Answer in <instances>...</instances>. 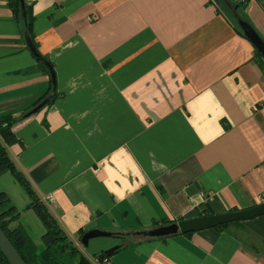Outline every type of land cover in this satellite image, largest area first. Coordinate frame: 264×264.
I'll use <instances>...</instances> for the list:
<instances>
[{
  "label": "crops",
  "instance_id": "crops-1",
  "mask_svg": "<svg viewBox=\"0 0 264 264\" xmlns=\"http://www.w3.org/2000/svg\"><path fill=\"white\" fill-rule=\"evenodd\" d=\"M29 1L56 96L13 125L7 150L70 240L92 261L115 248L106 264H264V214L137 235L264 201V73L229 0ZM245 14L264 38V0ZM26 39L0 0V116L32 111L49 88ZM29 202H14L10 225L38 243L44 229L20 221ZM91 229L110 235L83 245Z\"/></svg>",
  "mask_w": 264,
  "mask_h": 264
},
{
  "label": "trees",
  "instance_id": "trees-1",
  "mask_svg": "<svg viewBox=\"0 0 264 264\" xmlns=\"http://www.w3.org/2000/svg\"><path fill=\"white\" fill-rule=\"evenodd\" d=\"M228 2L229 3L225 4L220 1L221 9L222 11L224 10L227 17H229L228 19L233 24L236 32L246 38L237 21L241 20L251 26L245 14V6L248 0H229ZM23 3L24 8L22 10L20 0H7V5L10 8L15 21L23 27L25 35L29 42L33 45L35 52L40 55L37 51L35 35L32 28L34 21V15L32 12L33 1L23 0ZM261 38L264 41V38ZM41 57L49 62L48 58L44 56ZM254 57L264 73V59L256 49H254ZM38 63L40 67L45 70V72H48L43 63ZM49 64L51 66L50 62ZM49 77L50 83L47 92L33 102L32 108L40 104L43 100H46L44 106L51 104L56 96V94L53 93V95L49 97L52 90L50 73ZM33 112L34 111L25 112L18 117H13L11 115L0 116V174L9 171V173L19 183L21 188L26 192L30 198V202L27 207L34 210L37 217L42 222L44 231L40 235L39 242L35 243L20 227H12L10 225V222L17 220L19 212L5 191H0V227L26 264H97V262L99 264L104 257L108 258L110 254H107L103 258L97 259L96 261H92L90 258L85 256L70 240L67 233L61 228L46 205L39 199L38 195L32 189L28 179L16 168L14 162L9 156L7 146L18 141L12 131L13 125L22 121ZM227 225L228 223L219 225L214 227L213 230L222 229ZM0 264H10L1 250Z\"/></svg>",
  "mask_w": 264,
  "mask_h": 264
},
{
  "label": "water",
  "instance_id": "water-1",
  "mask_svg": "<svg viewBox=\"0 0 264 264\" xmlns=\"http://www.w3.org/2000/svg\"><path fill=\"white\" fill-rule=\"evenodd\" d=\"M21 8L23 10L24 3L23 0H20ZM238 25L241 28L242 32L246 36V38L252 43L253 47L260 53L262 58L264 59V41L259 36V34L247 23L238 20ZM27 46L30 52L34 55V57L43 63L50 75L52 81V90L49 94V97L53 95L55 90V78L52 71V68L46 60H44L40 55L35 52L33 45L26 39ZM46 100L42 101L36 107L32 109V111H36L39 109ZM191 188V187H190ZM264 214V201L254 206L239 209V210H231L225 211L221 213H214V214H204L192 218L182 219L178 222L162 224L156 227H153L149 230H142L137 232V235L142 236L144 238H163L168 236H173L179 233L186 234L191 233L199 230L204 229H211L217 227L222 224H227L231 222L237 221H244L253 219L257 216ZM110 235L109 232L101 231L97 229H91L84 232L80 238V242L83 245H87L89 239L97 236H108ZM115 248H111L108 250H104L102 253L98 254V259L103 258L105 255L110 254L114 251ZM0 250L8 260L10 264H26L22 257L20 256L19 252L16 248L12 245L11 241L8 239L5 232L0 227Z\"/></svg>",
  "mask_w": 264,
  "mask_h": 264
},
{
  "label": "rangeland",
  "instance_id": "rangeland-1",
  "mask_svg": "<svg viewBox=\"0 0 264 264\" xmlns=\"http://www.w3.org/2000/svg\"><path fill=\"white\" fill-rule=\"evenodd\" d=\"M227 4V3H225ZM228 12V11H227ZM230 15V14H229ZM15 188L16 193L12 190V188ZM7 190V195L11 196L13 201L19 205V209L23 207V203L26 199H30L29 196L26 194V192L21 188L19 183L14 179V177L9 173V171H6L5 173L0 174V191ZM11 199V198H10ZM11 200V202L14 204ZM22 216L20 217V221L24 225L25 228L28 229V231H32L34 234L44 229L42 222L37 217L36 213L32 208H25L22 211Z\"/></svg>",
  "mask_w": 264,
  "mask_h": 264
},
{
  "label": "built area",
  "instance_id": "built-area-1",
  "mask_svg": "<svg viewBox=\"0 0 264 264\" xmlns=\"http://www.w3.org/2000/svg\"><path fill=\"white\" fill-rule=\"evenodd\" d=\"M49 199L51 200L52 197H51V198L49 197ZM107 262H108L107 258L104 257V258L100 261L99 264H106Z\"/></svg>",
  "mask_w": 264,
  "mask_h": 264
}]
</instances>
